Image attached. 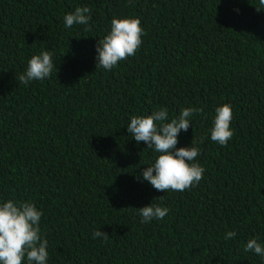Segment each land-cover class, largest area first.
<instances>
[{"label": "trees", "instance_id": "trees-1", "mask_svg": "<svg viewBox=\"0 0 264 264\" xmlns=\"http://www.w3.org/2000/svg\"><path fill=\"white\" fill-rule=\"evenodd\" d=\"M258 0H0V202L43 215L47 264H264V11ZM88 7V25L63 17ZM113 17L139 18L135 56L96 68ZM42 50L53 73L18 77ZM231 105L233 138L210 139L214 108ZM202 112L176 145H197L201 181L159 192L137 175L155 153L128 134L132 115ZM162 198H159L161 197ZM169 209L140 223L149 203ZM109 235L93 238L94 230ZM227 231L234 239L225 240Z\"/></svg>", "mask_w": 264, "mask_h": 264}, {"label": "clouds", "instance_id": "clouds-1", "mask_svg": "<svg viewBox=\"0 0 264 264\" xmlns=\"http://www.w3.org/2000/svg\"><path fill=\"white\" fill-rule=\"evenodd\" d=\"M134 5V0H127ZM257 11H264V0H258ZM91 10L88 7H76L74 11L64 15L65 28L74 25H88L91 20ZM144 29L139 18L113 17L110 30L96 45V68L105 71L115 69L118 62L135 56L142 44ZM54 69L52 53L42 50L27 61L24 71L19 75L20 84L27 86L34 80L43 81L49 78ZM202 112L194 107L182 108L179 115L170 118L166 108L154 110L150 115H132L127 124L128 134L139 144L141 141L156 154L151 164L137 175L147 181L159 192H183L197 185L203 178L205 169L196 161L201 154L197 146L205 137L192 140L191 145L179 147L178 134L187 131L190 118ZM233 118L231 105L223 103L214 108L212 127L208 130L210 139L225 146L234 135L231 127ZM159 198H162L159 197ZM140 223L146 224L152 220H163L169 213L167 207L152 202L136 208ZM43 213L31 201L8 199L0 202V264H47L48 242L41 234L40 221ZM93 238L107 240L108 233L93 231ZM235 231H227L224 239H234ZM244 252H253L264 257V245L256 238L249 239Z\"/></svg>", "mask_w": 264, "mask_h": 264}]
</instances>
